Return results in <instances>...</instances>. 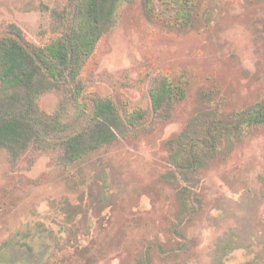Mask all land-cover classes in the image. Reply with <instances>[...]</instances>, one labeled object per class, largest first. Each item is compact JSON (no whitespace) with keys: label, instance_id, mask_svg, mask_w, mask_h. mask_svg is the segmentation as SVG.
Segmentation results:
<instances>
[{"label":"rangeland","instance_id":"1","mask_svg":"<svg viewBox=\"0 0 264 264\" xmlns=\"http://www.w3.org/2000/svg\"><path fill=\"white\" fill-rule=\"evenodd\" d=\"M70 0H0V37L14 23L45 43L51 10ZM123 3L81 74L80 102L112 99L124 115L145 110L128 136L79 160L0 149V264H264V127L199 172L197 212L181 213L169 140L212 106L224 116L264 98V0H196L193 24L169 0ZM167 77L186 97L155 119L150 89ZM67 92L39 99L72 122ZM177 230V231H176Z\"/></svg>","mask_w":264,"mask_h":264},{"label":"trees","instance_id":"2","mask_svg":"<svg viewBox=\"0 0 264 264\" xmlns=\"http://www.w3.org/2000/svg\"><path fill=\"white\" fill-rule=\"evenodd\" d=\"M134 0H70L51 10V31L45 43L25 39L23 30L10 23L0 37V149L16 160L30 148L58 151L74 162L125 138L147 118L145 110L124 115L109 98L96 97L90 109L80 102L84 90L81 74L104 34L118 23V11ZM176 18L193 24L196 0H169ZM153 0L145 8L153 13ZM51 91L67 92L77 109L72 122H63L59 112L48 113L39 99ZM184 83L167 77L150 89L151 112L155 119L171 116L174 102L186 97ZM264 127V98L224 116L212 106L202 108L186 129L169 140L172 169L164 179L177 187L181 213L197 212L195 188L199 172L212 158L232 150L251 132ZM177 231V230H176Z\"/></svg>","mask_w":264,"mask_h":264}]
</instances>
